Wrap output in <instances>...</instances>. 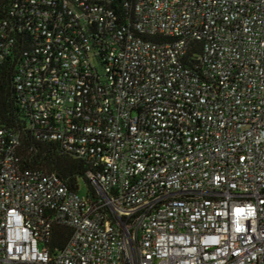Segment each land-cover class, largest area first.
Listing matches in <instances>:
<instances>
[{"label": "built area", "instance_id": "obj_1", "mask_svg": "<svg viewBox=\"0 0 264 264\" xmlns=\"http://www.w3.org/2000/svg\"><path fill=\"white\" fill-rule=\"evenodd\" d=\"M7 61L94 195L0 121V264H264V0H11Z\"/></svg>", "mask_w": 264, "mask_h": 264}, {"label": "trees", "instance_id": "obj_2", "mask_svg": "<svg viewBox=\"0 0 264 264\" xmlns=\"http://www.w3.org/2000/svg\"><path fill=\"white\" fill-rule=\"evenodd\" d=\"M11 0H0L6 7ZM199 48L194 45V53ZM193 50L188 53L187 61L191 62ZM14 62L7 61L0 67V121L10 132L19 137L17 155L24 169H37L53 172L60 177L69 190L78 191L79 184L84 193L94 195L87 173L91 171L89 163L76 158L58 141H44L36 138L29 129V118L26 109L19 105L13 86ZM70 236L66 227H55L51 236L52 251L60 250Z\"/></svg>", "mask_w": 264, "mask_h": 264}]
</instances>
